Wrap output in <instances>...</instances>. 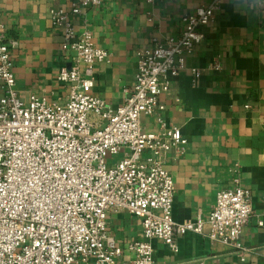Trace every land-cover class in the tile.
Listing matches in <instances>:
<instances>
[{
	"label": "built area",
	"instance_id": "obj_1",
	"mask_svg": "<svg viewBox=\"0 0 264 264\" xmlns=\"http://www.w3.org/2000/svg\"><path fill=\"white\" fill-rule=\"evenodd\" d=\"M100 2L75 0L69 12H51L53 25L64 30L61 49L70 60L57 74L69 88L60 103L36 95L23 99L16 89L0 10V264H154L153 240L176 253L177 239L202 235L204 225L210 242L244 262L252 250L240 236L253 211L250 192L238 180L217 192L205 220L173 221L166 158L171 150L184 152L186 141L178 128L165 127L159 100L204 40L201 28L212 22L221 0L183 16L177 37L137 53L135 76L114 110L91 93L93 69L108 52L88 33L77 38L69 21ZM192 74L196 80L199 72ZM142 117H154L159 130L146 132ZM111 211L141 223L142 239L127 245L133 258L126 263L120 262L124 250L107 233Z\"/></svg>",
	"mask_w": 264,
	"mask_h": 264
},
{
	"label": "crops",
	"instance_id": "obj_2",
	"mask_svg": "<svg viewBox=\"0 0 264 264\" xmlns=\"http://www.w3.org/2000/svg\"><path fill=\"white\" fill-rule=\"evenodd\" d=\"M75 0H0L6 41L16 89L48 102L66 101L69 88L57 80L69 68L61 49L64 30L53 25L51 12H69ZM211 0H101L100 5L70 16L75 36L90 34L93 44L108 52L94 67L91 93L113 110L123 103L124 89L136 73L137 53L153 48L181 31L183 16ZM204 40L185 59V69L170 79L169 92L159 97L166 128L176 127L186 141L184 152L171 150L166 170L174 183L171 216L174 222L205 220L219 190L236 180L251 196L253 215L240 243L252 250L244 262L230 248L210 242L203 234L186 233L172 253L153 240L154 264H262L264 260V0H221L212 22L201 28ZM215 66L218 68L215 69ZM192 70L199 72L193 77ZM148 133L159 125L142 117ZM107 233L126 247L142 239L140 220L124 211L106 216ZM262 222V226L258 222Z\"/></svg>",
	"mask_w": 264,
	"mask_h": 264
}]
</instances>
